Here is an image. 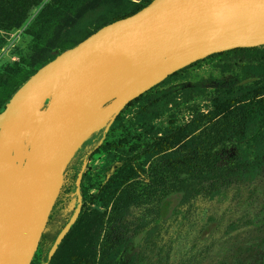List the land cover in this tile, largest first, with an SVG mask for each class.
<instances>
[{
	"label": "rangeland",
	"instance_id": "1",
	"mask_svg": "<svg viewBox=\"0 0 264 264\" xmlns=\"http://www.w3.org/2000/svg\"><path fill=\"white\" fill-rule=\"evenodd\" d=\"M38 1L4 2L22 11L15 20L0 22V107L45 60L144 0ZM47 3L51 9L38 18ZM256 46L215 52L175 71L131 100L106 130L102 125L79 147L80 159L65 171L49 217L74 208V220L86 205L102 211L101 200L92 203V195L120 159L126 165L111 183L133 197L119 214L112 212L110 249L99 251L98 246L96 264H264V141L244 146L249 162L224 178L181 185L170 172L190 155V133L207 125L216 97L228 84L239 82L247 67H264V44ZM257 132L252 123L247 136ZM162 135L173 144H163L167 151L156 154L154 140ZM98 140L109 146L89 154L88 147ZM28 151L25 133L14 151L18 165ZM55 248L40 239L30 264H52L49 257Z\"/></svg>",
	"mask_w": 264,
	"mask_h": 264
},
{
	"label": "water",
	"instance_id": "2",
	"mask_svg": "<svg viewBox=\"0 0 264 264\" xmlns=\"http://www.w3.org/2000/svg\"><path fill=\"white\" fill-rule=\"evenodd\" d=\"M212 17L231 24L190 50L148 63L153 49L172 47L194 24ZM257 27H264V0H151L27 78L0 112V154L25 133L29 140L20 170L0 189V264H30L65 169L88 137L102 125L106 130L126 104L170 74L240 46ZM126 79L122 93L113 96Z\"/></svg>",
	"mask_w": 264,
	"mask_h": 264
},
{
	"label": "trees",
	"instance_id": "3",
	"mask_svg": "<svg viewBox=\"0 0 264 264\" xmlns=\"http://www.w3.org/2000/svg\"><path fill=\"white\" fill-rule=\"evenodd\" d=\"M7 1L9 0H0V22H11L22 11L8 8L4 3ZM150 1L144 0L140 4L133 5L127 12L116 16L107 23L133 14ZM51 7V3H47L39 13L38 18L49 11ZM25 19L26 16L20 18L17 21L18 24H21ZM48 22H50L49 19H47ZM254 48L257 46L248 47V49ZM54 57L45 60L41 66ZM244 72V76L239 82L235 81L228 84L226 94L222 93L216 97L207 125L197 133H190L189 145L187 146L190 149V155L171 166L170 172L175 174L181 185L188 180L224 178L227 172L232 171V168L249 162V155L243 149L244 146H250L252 140L254 142L264 141V67L249 66L244 69ZM4 105L0 107V112ZM252 123L257 125L258 132L253 137H248L247 130ZM154 142L158 147L156 154L167 151V148H163V144H173L167 135L156 138ZM107 146L109 143L102 144L98 140L88 147L87 152L96 154ZM230 147L232 150L229 153L227 151ZM79 159L80 153L76 151L65 171L77 164ZM113 164V167L107 170L108 177H105L98 186L96 193L92 195V203L96 199L101 200L100 206L104 208L102 211L86 205L80 207L74 220H72L74 208H62L52 217H49L40 238L43 243L49 246L55 243L58 235L68 225L61 241L56 245L54 253L49 257L52 264H96L98 246L101 248L99 251L110 249L109 232L113 220L112 215L119 214L124 207L129 206L133 201V197L128 191H125L120 185L111 183L115 174L124 169L125 161L120 159ZM224 164H228L230 168H223ZM224 169L227 171L223 172ZM108 207H110V212L107 211Z\"/></svg>",
	"mask_w": 264,
	"mask_h": 264
},
{
	"label": "bare ground",
	"instance_id": "4",
	"mask_svg": "<svg viewBox=\"0 0 264 264\" xmlns=\"http://www.w3.org/2000/svg\"><path fill=\"white\" fill-rule=\"evenodd\" d=\"M230 24V22L223 21L218 17H212L197 22L187 31L184 37L172 47L161 50L153 49L148 57V63L157 65L164 60V56L174 57L180 53L190 50L198 43L213 39ZM179 44L181 45L179 46ZM246 44L249 46L254 44V46L264 44V27H257L254 29L251 34L240 43V45L243 46ZM148 68L149 66L146 65L142 69V72H146ZM126 83L127 79L114 92L113 96L120 95ZM21 142L22 138L11 140L8 147L0 154V189L20 170L21 165H18L17 161L19 162V160L16 154H14V151L17 153Z\"/></svg>",
	"mask_w": 264,
	"mask_h": 264
}]
</instances>
